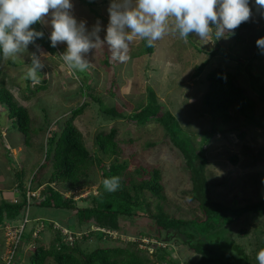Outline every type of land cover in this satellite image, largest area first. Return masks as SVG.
<instances>
[{
    "label": "rangeland",
    "instance_id": "obj_1",
    "mask_svg": "<svg viewBox=\"0 0 264 264\" xmlns=\"http://www.w3.org/2000/svg\"><path fill=\"white\" fill-rule=\"evenodd\" d=\"M109 2L110 0H72V15L78 21L84 20L88 29L99 22L101 26L99 35L102 41L108 22ZM173 23L174 20L170 17L169 30L153 42L150 55L131 58V54L141 45L143 38L139 36H134L128 43L126 53L128 59L123 62L114 60L107 45L102 42L96 49H90L85 54V59L89 63L84 71L69 69L60 59L59 54L65 49L64 43L54 47V54L46 53L41 48L47 55L40 57L43 67L39 70L41 75L38 71L36 76L38 82L42 78L47 79L44 91L28 92L36 89L34 83H30V79L26 76L27 68L30 66L29 54L35 51L32 44L15 58L3 57L0 64V81L4 80L6 88L18 103L29 110L31 126L37 127L34 133L41 132L35 136L31 133V144L26 146L23 136L14 123L7 119L6 107L0 104V201L10 200L12 196L16 198L14 191L16 194L20 193L14 173L22 170L20 178L23 188L29 184L33 173L44 162L48 129L58 132L60 128L57 124L61 126L65 118L70 115V110L85 101L88 106L74 120V125L81 132L85 143L92 147L91 140L95 133L101 129L116 127L120 150L117 160L126 162V176L140 180L148 177L145 171L149 173L152 168H157L166 196L165 201L159 202L162 211L182 219L199 216L198 202L191 192L189 170L185 166L184 158L165 135L162 126L155 120L143 125L120 119L105 121L98 112L113 107L120 113L129 114L138 105L146 104L148 92L154 95L155 106L160 109L159 112L167 109L186 130L194 151L200 146L204 148L207 163L203 175L213 200L237 207L258 200L264 193V187L256 184L257 176L264 173V126L256 127L248 124L239 114L237 107H232L229 110L231 118L228 123L222 124L216 119L215 132L210 133L208 140L202 143L201 135L204 132L209 133L211 129V118L204 112L201 98L206 90L205 74L213 68L227 70L234 75L236 83L244 92L255 100L254 118L264 122V101L251 88L246 73V62L256 52L255 41L258 37L264 36L261 34L264 33V17L258 11L254 15L252 25L241 33V38L237 42L229 37L215 39L211 33L204 38L189 33V37L181 39L178 34L171 31ZM41 27L46 34L49 33L48 26L41 25ZM217 47L227 51L233 58L226 59L215 52ZM236 58H239L241 63L233 60ZM204 60H208L207 65L200 74L194 76L195 67ZM253 61V72L262 74L264 54L259 53ZM111 81H114L113 87ZM87 87L89 88L87 93L98 97L104 104H97L89 95H84ZM232 155L237 156L235 164L230 161ZM103 162L108 164L109 160L103 157ZM48 172H50L49 163L36 178L40 179L45 175L43 173ZM92 174L89 178L91 182L89 186L78 187L72 191L66 188L67 191L63 194L65 198L72 197L77 200L75 201L77 207L87 206V202L82 200L88 198L91 193H97L99 170L94 169ZM51 186L63 189L58 184ZM69 191L73 192V195H70ZM148 199L150 202L153 201L151 197ZM232 199H235L236 203H232ZM35 202H31L33 205L31 204L29 216L26 218V220L30 218V221L25 228L26 231L34 228L32 238L27 242L19 243L15 250V258L10 264H29L28 256L32 250L30 245L34 238L39 240V243L34 241L33 246L40 244L46 247L49 244L54 233L51 228L49 229L47 221L52 222L55 230L66 229L68 225L70 230L75 229L73 232L78 234H86L94 226L93 221L80 226L73 224L76 223L73 210L59 212L37 207L34 205ZM149 210L154 211L153 205ZM139 214L129 219L119 218L122 231H109L108 237L102 238L101 241H96L92 236L84 243L80 242V247L87 251L96 247H124L126 242L140 239L138 248L146 250L145 255L150 260V264H154L156 257L153 249L146 248L145 245L154 240L141 236L140 232L155 234V225L146 215ZM33 215H36L37 219L41 216L42 223H33L34 219H31ZM15 224H18V221ZM261 224L262 219L249 218L247 221V218L242 216L230 226V236L250 254L251 250L257 248L256 231L260 229ZM4 226L0 227V264H6L9 257L7 243L10 238ZM241 229L247 230L246 235H242ZM169 245L172 247L171 258L175 261L174 264H188V261L197 260L183 246L173 242H169ZM158 246L165 247V243L161 242Z\"/></svg>",
    "mask_w": 264,
    "mask_h": 264
},
{
    "label": "trees",
    "instance_id": "obj_2",
    "mask_svg": "<svg viewBox=\"0 0 264 264\" xmlns=\"http://www.w3.org/2000/svg\"><path fill=\"white\" fill-rule=\"evenodd\" d=\"M250 8L252 12L249 19L235 28L233 35L227 37L237 42L241 38V33L252 25L254 15L259 11V6L250 3ZM33 27L43 30L40 24L33 25ZM36 44L49 54L55 53V48L50 46L48 35L45 32L43 38L37 39ZM215 52L220 53L226 59L233 58L220 47H217ZM151 53L152 46H147L142 39L141 45L131 54V58L150 55ZM259 53L256 46L255 54L246 62V73L251 88L264 101V72L257 74L252 70L253 60ZM2 59L3 57H0V64ZM233 60L241 63L239 58ZM207 63L208 60L200 62L195 67L194 76L200 74ZM38 74L41 75L40 72ZM204 81L206 90L202 95L201 103L205 108L204 112L211 118V129L209 133L204 132L201 135L202 143L208 140L210 133L215 132L216 119H219L222 124L228 123L231 118L229 110L232 107H237L239 114L248 124L256 127L264 126V122L254 118L255 100L236 83L231 72L213 68L205 74ZM30 83H32L31 80ZM46 84L47 79L42 78L40 82L33 84L36 87L34 91L28 90L29 88L26 90L29 93L44 91ZM111 86H114V81H111ZM88 90L89 88L85 89L84 95H89L97 104H104L98 97L87 93ZM155 102L154 95L148 92L146 104L138 105L129 114L120 113L113 107H107L98 112L105 121L120 119L134 122L136 125H143L155 120L162 126L172 146L184 158L185 166L190 173L191 192L198 202L197 207L200 215L195 218L182 219L162 211L159 202L165 201L166 196L160 183V173L157 168H152L149 173L145 171L148 177L140 180L126 176V162H118L119 160H117L120 150L116 127L101 129L95 133L91 140L90 146L92 147H89L81 132L74 125L75 118L81 115L85 107L88 106L87 102L83 101L79 106L70 110V115L65 118L61 126L57 124V127L60 128L58 132L48 129L44 147V162L31 176L30 184L31 189L43 187L41 192L43 199L34 204L37 207L58 210L59 212L73 210V217L76 219V223L73 224L80 226L88 221H93L94 226L86 234H78L73 232L75 229L70 230V227L66 225L69 234H62L53 228L51 221H47L46 223H48L49 229L53 230L54 236L46 247L40 244L33 246L34 248L28 256L29 264H150V260L145 255L146 250L138 248L140 239L135 242H126L124 247H96L90 251L80 247V242L84 243L92 236L96 238V241H101L102 238L108 237L109 231H122L120 230L119 218H133L137 216V213L146 215L155 225V234L146 233L147 231L140 232L141 236L154 240V242L145 244L146 248L151 247L153 249V254L156 257L154 264L175 263L171 258L172 247L169 242L183 246L185 250L196 257L195 262L188 261V264H258L255 258L256 252L264 247V193L259 196L257 201L241 207L213 200L203 175L207 163L204 148L200 146L194 151L188 133L179 125L175 116L167 109L159 112L160 109L155 106ZM0 104L6 107L7 119L14 123L18 132L23 136L24 144L30 145L31 133L35 136L41 131L34 133L37 127L31 126L29 110L18 103L6 88L4 80L0 81ZM44 115L46 116V114ZM242 136L243 134L240 135V137ZM103 157L109 160L108 164H104ZM230 161L233 164L237 163V156L232 155ZM48 163L50 164V172L43 173L45 175L40 179L36 178L37 174H40V171L44 170ZM94 169L99 170L100 173L97 193H91L87 196L88 198L82 200L87 202V206L77 207L75 204L77 200L72 197L65 198L63 194L67 191L66 188L72 190L89 186L88 184L91 183L89 178L93 175ZM22 173L21 170L19 173L13 174L20 192L18 202L0 201V227L4 225V222L14 224L23 219L25 198L22 190L23 183L20 178ZM111 176L119 177V188L116 191L108 192L102 181ZM52 184H58L63 189L55 188L51 186ZM256 184L264 187V173L257 176ZM147 197L153 198V201L150 202ZM231 202L236 203L235 199H232ZM152 205L154 211L149 210ZM242 216L247 218V221L249 218L251 220L254 218L262 219L261 227L256 231L257 248L251 250L250 254L235 243L230 236V226ZM31 219H36L34 221L42 223L41 216L38 219L31 216ZM25 228L26 225L16 248L22 241L27 242L31 239L34 228H30L28 231ZM240 231L242 235L247 233V230L244 229ZM67 236H70L71 239L67 240ZM34 241L39 243L37 239ZM161 242L165 243V247L158 246ZM14 258L15 251L7 264H10Z\"/></svg>",
    "mask_w": 264,
    "mask_h": 264
},
{
    "label": "clouds",
    "instance_id": "obj_3",
    "mask_svg": "<svg viewBox=\"0 0 264 264\" xmlns=\"http://www.w3.org/2000/svg\"><path fill=\"white\" fill-rule=\"evenodd\" d=\"M251 3L259 6L260 14L264 17V0H251ZM71 8L72 0H0V57L15 58L32 44L35 51L29 54L30 66L26 76L33 83H37L36 74L43 67L40 57L46 56L47 52L44 53L43 48L36 44L37 39L43 38L45 32L41 28L33 27L36 24L50 28L47 35L51 47L59 43L65 44L59 57L69 69L84 71L89 63L85 54L90 49H96L103 42L114 60L126 61L128 43L133 37L139 36L147 46H151L169 30L170 17L174 20L171 31L181 39L189 37V33L200 38L211 33L215 39H219L233 35L234 29L247 21L252 12L250 0H110L107 9L108 22L102 41L99 22L88 29L84 20L78 21L72 15ZM255 44L258 51L264 54V36L258 37ZM102 183L108 192L116 191L119 188V177H106ZM28 185L31 189L30 181ZM26 187L27 185L22 189L24 198ZM31 190L39 191V197L32 201L43 199V187ZM14 192L16 198L12 196L8 200L12 203L19 199V193ZM70 193L73 195V192ZM30 206L26 209L25 198L23 219L29 216ZM23 219L18 224L4 222V227L18 226ZM29 221L30 218L26 220L24 227ZM62 230L66 229L60 228L59 231L62 233ZM33 244L34 241L30 249L34 248ZM255 258L258 264H264V247L256 252Z\"/></svg>",
    "mask_w": 264,
    "mask_h": 264
},
{
    "label": "built area",
    "instance_id": "obj_4",
    "mask_svg": "<svg viewBox=\"0 0 264 264\" xmlns=\"http://www.w3.org/2000/svg\"><path fill=\"white\" fill-rule=\"evenodd\" d=\"M39 197V191H32L29 187V185H27V187L25 188V198H26V209H28V207L30 206L33 198H38ZM26 222V218L23 219V221L21 222L20 225L18 226H6V229L8 231V237L10 238L8 241V245H9V251L7 253V255L9 254V257L7 259L6 264L9 262L11 255L14 253L16 246L18 244V240L22 235V231H23V227H24V223ZM62 234H69L68 231L66 230H62ZM67 240H70L71 237L67 236L66 238Z\"/></svg>",
    "mask_w": 264,
    "mask_h": 264
},
{
    "label": "crops",
    "instance_id": "obj_5",
    "mask_svg": "<svg viewBox=\"0 0 264 264\" xmlns=\"http://www.w3.org/2000/svg\"><path fill=\"white\" fill-rule=\"evenodd\" d=\"M36 215H33V217H35ZM36 218V217H35Z\"/></svg>",
    "mask_w": 264,
    "mask_h": 264
}]
</instances>
